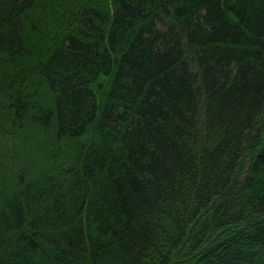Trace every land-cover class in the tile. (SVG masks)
<instances>
[{
  "label": "trees",
  "instance_id": "16d2710c",
  "mask_svg": "<svg viewBox=\"0 0 264 264\" xmlns=\"http://www.w3.org/2000/svg\"><path fill=\"white\" fill-rule=\"evenodd\" d=\"M1 64L70 161L1 143L0 264H264V0H0Z\"/></svg>",
  "mask_w": 264,
  "mask_h": 264
},
{
  "label": "rangeland",
  "instance_id": "374dc122",
  "mask_svg": "<svg viewBox=\"0 0 264 264\" xmlns=\"http://www.w3.org/2000/svg\"><path fill=\"white\" fill-rule=\"evenodd\" d=\"M0 67H6L0 65ZM0 122V145L6 146L7 154L11 161L14 163H24L25 160L34 154H38L39 157L44 155L51 161L54 167L58 165L69 163V157L63 150V145L60 142H56L52 132H40L37 135H33L27 142V139L17 137L16 134L11 132L9 123L1 120ZM2 143V144H1ZM69 149H67L68 151ZM27 156V157H25Z\"/></svg>",
  "mask_w": 264,
  "mask_h": 264
}]
</instances>
